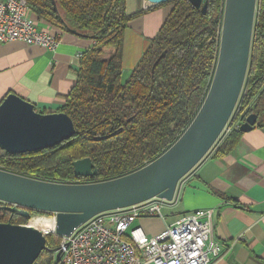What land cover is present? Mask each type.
I'll use <instances>...</instances> for the list:
<instances>
[{
  "label": "trees",
  "instance_id": "16d2710c",
  "mask_svg": "<svg viewBox=\"0 0 264 264\" xmlns=\"http://www.w3.org/2000/svg\"><path fill=\"white\" fill-rule=\"evenodd\" d=\"M53 1L55 5L52 0H26L35 19L55 32L75 29L77 35L93 40L79 55L76 81L59 110L71 118L76 132L51 148L3 152L0 169L59 183L101 181L135 171L173 144L197 113L216 63L224 0H208L205 14L188 0L166 2L172 4L169 14L125 81H121L124 32L136 15L127 13L126 0ZM256 7L249 66L236 113L230 130L207 155L227 153L239 140V125L246 116L264 111V0H257ZM84 157L97 170L95 176L74 174L72 162ZM28 219L0 210V222L23 225ZM59 240L58 235L47 234V249L33 264H59L54 254Z\"/></svg>",
  "mask_w": 264,
  "mask_h": 264
},
{
  "label": "water",
  "instance_id": "95a60500",
  "mask_svg": "<svg viewBox=\"0 0 264 264\" xmlns=\"http://www.w3.org/2000/svg\"><path fill=\"white\" fill-rule=\"evenodd\" d=\"M160 4L169 0H146ZM202 14L208 0H188ZM257 0H224L218 53L205 97L194 118L159 156L135 171L115 178L81 183L49 182L0 169L1 209L30 218V209L55 214L54 233L68 235L95 214L127 207L153 197L171 202L178 182L205 158L223 135L236 110L249 66ZM52 3L55 5L54 1ZM68 32L77 34L75 29ZM257 114L239 125L251 130ZM76 130L64 112H39L15 93L0 102V150L31 153L68 140ZM113 133L94 136V140ZM76 176H95L89 157L72 162ZM47 249L46 236L29 225L0 222V264H33ZM58 250V248H55ZM54 250V251H55ZM60 251L55 254L59 262Z\"/></svg>",
  "mask_w": 264,
  "mask_h": 264
},
{
  "label": "crops",
  "instance_id": "0c3cea01",
  "mask_svg": "<svg viewBox=\"0 0 264 264\" xmlns=\"http://www.w3.org/2000/svg\"><path fill=\"white\" fill-rule=\"evenodd\" d=\"M171 7L166 2L126 0L127 13L136 15L124 32L121 81L128 78ZM59 36L54 50L20 40L0 43V102L15 93L39 112H59L76 81L78 55L93 43L71 32L60 31ZM165 207L174 212L171 220L165 215L141 216L133 226L154 235L186 212L212 208L213 240L221 248L212 264H264V111L227 153L207 155L185 175Z\"/></svg>",
  "mask_w": 264,
  "mask_h": 264
},
{
  "label": "built area",
  "instance_id": "2783aa9c",
  "mask_svg": "<svg viewBox=\"0 0 264 264\" xmlns=\"http://www.w3.org/2000/svg\"><path fill=\"white\" fill-rule=\"evenodd\" d=\"M47 26H39L26 0H0V43L20 40L54 50L60 43L59 32ZM235 113L224 133L230 130ZM164 203L153 197L93 215L70 234L59 236L54 251H60L59 264H212L221 255L220 243L213 240L212 208L186 212L154 235L133 226L141 216L163 219ZM50 232L54 227L43 234Z\"/></svg>",
  "mask_w": 264,
  "mask_h": 264
},
{
  "label": "bare ground",
  "instance_id": "6f19581e",
  "mask_svg": "<svg viewBox=\"0 0 264 264\" xmlns=\"http://www.w3.org/2000/svg\"><path fill=\"white\" fill-rule=\"evenodd\" d=\"M29 226L33 228H37L42 232H46L48 230H52L54 227V222L45 217L33 216L29 220Z\"/></svg>",
  "mask_w": 264,
  "mask_h": 264
},
{
  "label": "rangeland",
  "instance_id": "374dc122",
  "mask_svg": "<svg viewBox=\"0 0 264 264\" xmlns=\"http://www.w3.org/2000/svg\"><path fill=\"white\" fill-rule=\"evenodd\" d=\"M224 134V133H222ZM2 154V151H0V155ZM167 203V202H166ZM166 203H164L165 205L162 207V213L167 217L169 218L168 220H171L172 218H174L175 216L172 215V213H174L173 211H170L169 209H166L167 207L166 206ZM53 213H40V212H34L32 213L31 217L32 218L33 216H39V217H45L49 220H52L53 221ZM30 218L23 224V225H29V220ZM167 220V221H168ZM53 232H50L48 235L52 234ZM55 234V233H53ZM51 247H56L55 244H51Z\"/></svg>",
  "mask_w": 264,
  "mask_h": 264
}]
</instances>
